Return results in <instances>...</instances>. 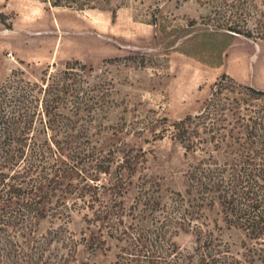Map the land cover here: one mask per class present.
Returning a JSON list of instances; mask_svg holds the SVG:
<instances>
[{
  "label": "rangeland",
  "instance_id": "374dc122",
  "mask_svg": "<svg viewBox=\"0 0 264 264\" xmlns=\"http://www.w3.org/2000/svg\"><path fill=\"white\" fill-rule=\"evenodd\" d=\"M248 1L250 29L264 32V0ZM217 2L0 0V89L14 72L42 86L68 67L83 75L91 108L75 126L111 155L99 186L120 175L127 183L123 196L99 192L111 207L103 220L105 204L87 209L84 182L68 177L43 218L0 233V264H117L129 241L119 231H152L163 219L144 202L169 206L178 194L190 214L173 215L159 264H264V242L230 224L218 199L187 196L194 167L237 159L229 146L247 145L254 121L264 124V96L254 92L264 91V39L221 28Z\"/></svg>",
  "mask_w": 264,
  "mask_h": 264
},
{
  "label": "trees",
  "instance_id": "16d2710c",
  "mask_svg": "<svg viewBox=\"0 0 264 264\" xmlns=\"http://www.w3.org/2000/svg\"><path fill=\"white\" fill-rule=\"evenodd\" d=\"M215 4L218 13L224 11L226 15L221 28L236 35H259L264 39V32L249 27L248 0H220ZM69 69L51 75L44 80V86L14 72L0 89V233L43 218L44 202H49L70 176L78 180V186L84 182L86 190L79 195L87 209L94 210L95 203L105 204L101 211L104 217L100 216L103 220L109 219L111 207L99 192L107 191L110 197H117L127 189L121 175L116 177L117 183H111V189L99 186L102 175L111 176V155L103 156L90 142L87 131L75 126L81 113L91 105L83 96L84 76L72 74ZM80 70L84 72L86 66L82 65ZM254 92L264 96V91ZM259 120L248 132L250 143L229 146L231 155H239L237 159L220 163L210 157L190 171L187 196H197L202 204L218 199L230 224L245 230L251 239L264 242V124ZM39 136L44 141L39 142ZM86 193H91L89 201ZM185 203L182 194L169 206L159 207L146 200L142 207L151 213L161 212L163 219L154 217L152 231L135 234L132 227L119 231L129 241L125 256L117 264H159L164 254L163 243L171 237V228H176L173 215L183 211L178 219L185 221L190 214L188 208L182 210ZM138 207L137 204L132 210ZM191 224L187 226L192 227Z\"/></svg>",
  "mask_w": 264,
  "mask_h": 264
}]
</instances>
